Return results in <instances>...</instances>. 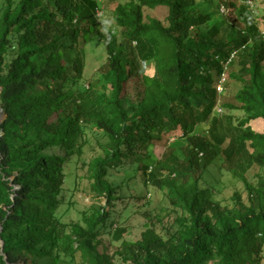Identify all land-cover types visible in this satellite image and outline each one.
<instances>
[{"label":"trees","instance_id":"1","mask_svg":"<svg viewBox=\"0 0 264 264\" xmlns=\"http://www.w3.org/2000/svg\"><path fill=\"white\" fill-rule=\"evenodd\" d=\"M110 2L3 0L0 264H264V175L245 176L264 170V28L244 0ZM158 7L163 19L144 16ZM256 9L264 27V5ZM105 10L111 20L100 25ZM97 42L108 55L101 92L85 86ZM148 61L155 76L142 71ZM232 88L243 111L234 136L216 112L218 89ZM89 131L103 139L88 171L104 204L67 223L66 167ZM162 135L167 145L153 156ZM171 136L187 140L181 154ZM224 171L245 194L233 193L232 207L213 198ZM133 185L138 210L153 187L168 190L176 229L165 239L152 228L122 238L120 218L136 213L127 209ZM105 236L121 249L110 255Z\"/></svg>","mask_w":264,"mask_h":264},{"label":"rangeland","instance_id":"2","mask_svg":"<svg viewBox=\"0 0 264 264\" xmlns=\"http://www.w3.org/2000/svg\"><path fill=\"white\" fill-rule=\"evenodd\" d=\"M122 0H112L110 2L111 8L114 5ZM256 2V5H255ZM264 5V0H254L253 6L248 7V13L254 24H258L259 28H264L260 24L259 14L257 13V7L260 8ZM3 6V0H0V10ZM144 16L155 17L158 19H163L166 14V9L163 7H158L155 9H144ZM100 17V25L107 24L111 20V16L108 10H105L104 13H99ZM218 15H216V18ZM107 58L108 55L105 52L104 46L102 43L97 42L92 44L91 50L87 52L85 57V76H86V88L89 85H92L93 88H98V91H102V87L105 84V78H108L109 70L107 68ZM238 67H235L237 70ZM142 71L144 74L149 76L156 75V69L154 63L152 61H148L143 63ZM223 81V77L221 82ZM89 83V84H87ZM97 90V89H96ZM220 90V100L218 106L216 107V112L222 116L224 120L225 126L227 127V132L230 136H234L238 131L237 122L238 119L243 116V111L240 109V102H237L234 99L235 89L232 88L228 94H224V90ZM198 101H200L198 99ZM208 101V98H206ZM227 104L230 107H223V104ZM4 117V115H3ZM253 125L256 129H261V122L253 121ZM162 141L160 145H153L151 147V152L153 156H159L163 153L165 146L167 145L166 136L162 135ZM86 143L83 145V151L80 156L74 157L73 165L66 167V172L69 173V177H67L64 188L69 190L68 194H66V207L67 203H69V212L64 215L63 220L65 222H72L79 220V214L87 208L89 204L92 202L99 201L100 204H104V199L99 198L96 199V195L91 191V183L92 179L89 177L88 164L92 160L93 157L97 156L101 153L100 147L98 143L103 142V139L93 134L92 132L86 133ZM173 146H177V154H181L179 148L187 145V140L185 139H174V136H171L169 140ZM127 167V165H126ZM210 170H212V166H208ZM256 174L264 175V170L260 171L259 168L254 165L251 167L245 174L248 181L254 180ZM123 175H120V177ZM130 174L127 173L124 175L125 178L129 179ZM218 183L216 185V189L214 190L215 195L213 198L215 201L221 202L223 205L232 207L234 201L232 198L233 193L242 194L243 199H245V194L243 192L242 182L239 179L234 178L229 171H224V174L217 175ZM208 185H215L216 181L212 179L211 176H207ZM117 180V179H116ZM18 188V187H15ZM134 190H137V185L132 186L131 196L132 200L129 201L127 206L131 208L136 213L130 215H124V217L120 218L122 226L125 228L123 233V239L132 240L133 242L138 241L142 238V234L149 228H152L155 233L161 235L164 239L167 237L170 231L176 229V225L173 223L174 221V209L170 202V197L168 195V190L166 188L158 189L153 187L150 191L149 197L150 200L149 205L143 207L138 210L135 205L137 202L134 198ZM120 205L118 206V208ZM122 207L125 208L124 201L122 202ZM106 240V248L108 252L114 254V251L117 249H121V241L119 242H110V237L105 236ZM2 248V244L0 242V249ZM6 257V256H4ZM9 264V263H7ZM11 264H23L19 263H11ZM115 264H123L115 257Z\"/></svg>","mask_w":264,"mask_h":264},{"label":"clouds","instance_id":"3","mask_svg":"<svg viewBox=\"0 0 264 264\" xmlns=\"http://www.w3.org/2000/svg\"><path fill=\"white\" fill-rule=\"evenodd\" d=\"M244 2L248 7H251L253 6L254 0H244ZM261 33H264V31H261Z\"/></svg>","mask_w":264,"mask_h":264},{"label":"water","instance_id":"4","mask_svg":"<svg viewBox=\"0 0 264 264\" xmlns=\"http://www.w3.org/2000/svg\"><path fill=\"white\" fill-rule=\"evenodd\" d=\"M0 91H1V88H0ZM2 120H3V114H2V109L0 108V123L2 122ZM0 231H1V226H0ZM0 242L2 244L1 239H0Z\"/></svg>","mask_w":264,"mask_h":264}]
</instances>
